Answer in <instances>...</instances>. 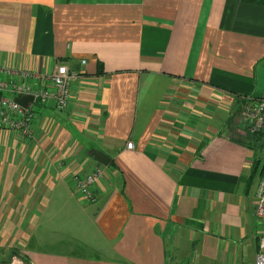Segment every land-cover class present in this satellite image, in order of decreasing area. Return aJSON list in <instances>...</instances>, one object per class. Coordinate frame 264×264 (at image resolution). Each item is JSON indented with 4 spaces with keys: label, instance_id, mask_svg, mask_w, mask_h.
<instances>
[{
    "label": "crops",
    "instance_id": "0c3cea01",
    "mask_svg": "<svg viewBox=\"0 0 264 264\" xmlns=\"http://www.w3.org/2000/svg\"><path fill=\"white\" fill-rule=\"evenodd\" d=\"M5 62L80 76L66 109L35 103V139L0 131V263L15 233L28 264H255L264 129L241 115L264 99V0H0Z\"/></svg>",
    "mask_w": 264,
    "mask_h": 264
},
{
    "label": "built area",
    "instance_id": "2783aa9c",
    "mask_svg": "<svg viewBox=\"0 0 264 264\" xmlns=\"http://www.w3.org/2000/svg\"><path fill=\"white\" fill-rule=\"evenodd\" d=\"M85 63V61H83ZM80 76L65 64H58L52 72L39 71L5 62L0 64V131H13L27 140L35 139V103L55 104L59 110L68 107L72 96V81ZM33 95L27 106L15 100L19 95ZM242 122L254 134L264 129V99L246 98L242 108ZM128 148L133 142L127 143ZM102 165L83 177H75V186L83 200L96 201L93 186L104 175ZM256 215L264 228V175L258 181ZM260 249L255 264H264V232L260 237ZM25 264L23 261H16Z\"/></svg>",
    "mask_w": 264,
    "mask_h": 264
},
{
    "label": "rangeland",
    "instance_id": "374dc122",
    "mask_svg": "<svg viewBox=\"0 0 264 264\" xmlns=\"http://www.w3.org/2000/svg\"><path fill=\"white\" fill-rule=\"evenodd\" d=\"M261 135V138L263 137V134L261 133L260 134ZM262 146L261 145H258L257 146V150H258V153H260V154H264V150H262ZM16 200H18V199H16ZM15 200V201H16ZM18 201H20L21 202V205H22V203L23 202H26V200L25 199H20V200H18ZM13 205H18V203H16V204H13ZM22 207V206H21ZM0 210H1V212H3V206H2V203H1V201H0ZM1 215H2V213H1ZM7 218L8 217H6V223L8 224H10L11 226L12 225H20V227H21V224L22 223H24L23 225H25V227L27 226V224H28V218H29V215H26V216H24V217H20V216H17V217H11V219H10V221H8L7 220ZM3 219V217H1V220ZM61 223H62V219H61ZM60 223V224H61ZM41 224H42V232H44L45 233V231H43V229L44 228H46V226H47V221H46V218L44 217L43 218V220L41 221ZM13 227V226H12ZM77 228H79V227H77ZM27 234H29L30 233V231L29 230H27V231H25ZM14 234L15 233H12V235L10 236V233L8 234V236H10V239L8 240V242L7 243H4V245H3V252H4V264H14V262H16V261H18V260H21L20 259V257L21 258H23L22 256V254L21 255H13V253H12V250L13 249H17V248H14L13 246H17V245H15V242H13L14 240H15V238H14ZM27 234H25L24 233V235H23V239H20V240H22V242L24 241V239H25V237H27L28 235ZM46 237H47V239H51V241H52V246H50V248L51 249H54V250H57V251H62V246H60L59 244L57 245V239L58 240H62V239H60V238H58V236H52V233L50 232V234L49 233H47L46 234ZM101 242V241H100ZM37 244H40L41 245V247H43V248H45V249H47L48 248V246L47 245H44V243H42V242H39V243H37L36 242V239L34 240V242H28L27 243V246H25V249L26 250H29V251H34L33 249H35V248H39V246L37 245ZM24 249V248H23ZM24 249V250H25ZM18 250V249H17ZM21 251H22V249H20ZM19 250V251H20ZM80 250V253H82V254H85V255H87V254H91V255H95V251L94 250H90V249H83L82 248V250H81V248L79 249ZM101 255H103L104 253H105V250H103V248H101ZM24 254V253H23ZM13 255V256H12ZM12 256V257H11ZM23 261H24V263L25 264H28L29 262H28V259H27V257L25 256L24 257V259H22ZM6 262V263H5ZM0 264H3L2 262L0 263Z\"/></svg>",
    "mask_w": 264,
    "mask_h": 264
},
{
    "label": "trees",
    "instance_id": "16d2710c",
    "mask_svg": "<svg viewBox=\"0 0 264 264\" xmlns=\"http://www.w3.org/2000/svg\"><path fill=\"white\" fill-rule=\"evenodd\" d=\"M104 72H105L104 65L102 62H100V65L98 66L97 73L101 75V74H104ZM261 133H263V131H259V132H256L254 134H251L249 131L248 135L250 134L251 135L250 137L256 138V137H260ZM263 175H264V163L261 164V159L257 158L253 164V168L251 169L249 177H248L249 184H253L258 179V177H261ZM12 253H13V255H21L20 251L17 249H13Z\"/></svg>",
    "mask_w": 264,
    "mask_h": 264
},
{
    "label": "water",
    "instance_id": "95a60500",
    "mask_svg": "<svg viewBox=\"0 0 264 264\" xmlns=\"http://www.w3.org/2000/svg\"><path fill=\"white\" fill-rule=\"evenodd\" d=\"M15 100L18 102H21L23 105L27 106L29 103L33 102L34 96L31 95H19L15 97ZM95 159H97L99 162L108 165L110 162V159L106 154L102 151L95 152Z\"/></svg>",
    "mask_w": 264,
    "mask_h": 264
},
{
    "label": "bare ground",
    "instance_id": "6f19581e",
    "mask_svg": "<svg viewBox=\"0 0 264 264\" xmlns=\"http://www.w3.org/2000/svg\"><path fill=\"white\" fill-rule=\"evenodd\" d=\"M14 264H18L17 262H14Z\"/></svg>",
    "mask_w": 264,
    "mask_h": 264
}]
</instances>
